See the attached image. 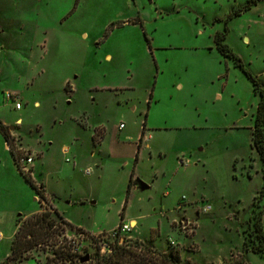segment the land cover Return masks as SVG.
Returning <instances> with one entry per match:
<instances>
[{"label":"rangeland","instance_id":"374dc122","mask_svg":"<svg viewBox=\"0 0 264 264\" xmlns=\"http://www.w3.org/2000/svg\"><path fill=\"white\" fill-rule=\"evenodd\" d=\"M248 1L0 0V123L17 157L33 155L27 173L44 189L43 200L0 133V264L18 219L54 208L85 232L64 264H94L92 237L131 218L138 224L126 235H154L159 249L171 238L194 264H264L243 247L264 184L251 148L257 96L214 42L224 33L264 85V1L231 16ZM51 217L60 225L54 246L8 264H62L53 250L67 251L78 233Z\"/></svg>","mask_w":264,"mask_h":264},{"label":"trees","instance_id":"16d2710c","mask_svg":"<svg viewBox=\"0 0 264 264\" xmlns=\"http://www.w3.org/2000/svg\"><path fill=\"white\" fill-rule=\"evenodd\" d=\"M261 1L264 0H249L244 7L234 11L231 16H238L242 11L249 10L252 6L257 5ZM224 40V33L217 32L215 34L214 42L217 50L222 56L232 59L235 67L240 68L245 73L251 80L254 94L257 96V107L254 114L253 126L251 128V148L258 155L261 162L262 178H264V85L250 73L242 60L224 43ZM144 128L145 123L143 124L139 138L135 161H137V155L144 137ZM0 133L4 137L6 144H8L14 163L20 174L23 176L24 180L36 190L39 198L44 200L43 187H37L31 175L29 176L23 173L17 164L18 157L15 154L13 138L10 135L9 128L0 123ZM132 176L133 174H131V178ZM130 184L131 180L129 187ZM255 198L252 206V216L248 220L247 229L243 231V247L247 251L264 256V224H262V219H264V184H262ZM52 215H54L61 224H64L70 229V231L78 234H85L82 229L69 224L55 208L52 213L51 211L42 212L40 210L37 213L25 216L23 219H18L16 224L17 230L11 240L10 255L7 256V260L2 264H8L11 260L15 261L22 259L38 245H47L48 242H51L50 246H54L52 242H54L55 236L59 234L60 225L56 224L51 217ZM92 238V242H94V236ZM176 247V243L175 245H170L168 243L167 251L162 252L155 249L149 242L141 241L129 235H123L112 241L109 253L100 255L97 251L94 264H194L190 260L182 259L179 251L175 249ZM66 250L67 251H62L60 248L53 250V255L59 258L62 264H64V261L72 262V259L76 257L75 254L70 252L68 246ZM85 263L86 262H81V264ZM233 264H245V262L244 259L241 258L240 261L234 262Z\"/></svg>","mask_w":264,"mask_h":264},{"label":"built area","instance_id":"2783aa9c","mask_svg":"<svg viewBox=\"0 0 264 264\" xmlns=\"http://www.w3.org/2000/svg\"><path fill=\"white\" fill-rule=\"evenodd\" d=\"M6 98L12 100V102L14 103V107L16 110H20L22 105L17 97V95L11 94V93H7L6 94ZM120 127L122 128L123 125L121 124ZM63 154L66 155V153L68 152V149L65 148L63 149ZM66 161H69V159L67 158ZM34 162L33 159V155L31 154H26L23 156H20L17 158V164L20 168V170L25 173L28 174L27 171L31 172V166ZM90 169L87 168L84 170L85 175H89L90 174ZM203 212H208L210 210V206L209 205H205L202 208ZM190 226V222L185 221V224L183 223V227L184 229H186V227ZM132 231V227L129 224L126 223H122L118 228L112 230L110 233L108 234H100V235H96L94 237L95 241L93 242L96 250L99 252L100 255H105L107 253L110 252L111 250V243L114 239L119 238L120 236L126 235L128 233H130ZM78 237H69L68 239V245H69V249L70 252L77 255L80 253V248H81V234L77 235ZM168 242L170 245H175V242L172 239H168Z\"/></svg>","mask_w":264,"mask_h":264},{"label":"crops","instance_id":"0c3cea01","mask_svg":"<svg viewBox=\"0 0 264 264\" xmlns=\"http://www.w3.org/2000/svg\"><path fill=\"white\" fill-rule=\"evenodd\" d=\"M72 89V88H71ZM22 108V107H21ZM123 125V124H122ZM6 126V125H5ZM121 128V127H120ZM143 128V127H142ZM144 132H145V128H144ZM140 135H141V133H140ZM140 135H139V138H140ZM139 141V140H138ZM146 143L147 142V140H146V136H145V133H144V137H143V140H142V143H141V146H140V149H139V152H138V155L140 154V150L142 149V145H143V143ZM6 147L9 149V147H8V144H6ZM137 147H138V145H137ZM63 149H65V148H63ZM63 149H62V151H63ZM138 151V150H137ZM136 154H137V152H136ZM138 158V157H137ZM181 162V166L182 165H184V166H186V163L188 164L189 162H188V160H182V161H180ZM31 170H32V166H31ZM17 171L19 172V170L17 169ZM19 174H20V172H19ZM21 175V174H20ZM139 182H140V180L139 179H137V180H135V182L133 183V185H134V187H138L139 186ZM142 182V181H141ZM148 186V185H147ZM37 199H38V197H36ZM39 212V211H38ZM134 224V225H133ZM137 221L134 219V218H131L130 219V221H129V225L132 227V230H134V229H136V227H137ZM153 232H154V230H153ZM89 235H92V234H89ZM155 237H154V235L152 236V240H150V241H147V240H141V239H139V238H137V239H139V240H141V241H146V242H149L155 249H157V250H159V251H162V252H166L167 251V247L165 248V249H159V248H157L155 245H154V241H153V239H154ZM169 239H171V238H169ZM173 241H175V240H173ZM176 242V241H175ZM176 244H177V242H176ZM177 246H178V244H177ZM182 252V251H181ZM180 256H181V253H180ZM182 257V256H181ZM186 260H190V258L188 259H186Z\"/></svg>","mask_w":264,"mask_h":264},{"label":"water","instance_id":"95a60500","mask_svg":"<svg viewBox=\"0 0 264 264\" xmlns=\"http://www.w3.org/2000/svg\"><path fill=\"white\" fill-rule=\"evenodd\" d=\"M139 187L141 188V189H146V188H148V186L145 184V183H143V182H139ZM88 260V257H84L82 260H81V262H86Z\"/></svg>","mask_w":264,"mask_h":264},{"label":"flooded vegetation","instance_id":"af4514ba","mask_svg":"<svg viewBox=\"0 0 264 264\" xmlns=\"http://www.w3.org/2000/svg\"><path fill=\"white\" fill-rule=\"evenodd\" d=\"M137 157H138V155H137ZM180 210V209H179Z\"/></svg>","mask_w":264,"mask_h":264}]
</instances>
